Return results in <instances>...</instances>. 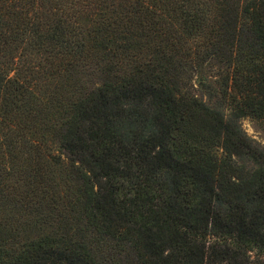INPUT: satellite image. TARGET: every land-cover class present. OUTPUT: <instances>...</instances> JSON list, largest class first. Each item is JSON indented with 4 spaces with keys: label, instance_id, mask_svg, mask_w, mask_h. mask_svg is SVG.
<instances>
[{
    "label": "trees",
    "instance_id": "obj_1",
    "mask_svg": "<svg viewBox=\"0 0 264 264\" xmlns=\"http://www.w3.org/2000/svg\"><path fill=\"white\" fill-rule=\"evenodd\" d=\"M264 0H0V264H264Z\"/></svg>",
    "mask_w": 264,
    "mask_h": 264
},
{
    "label": "rangeland",
    "instance_id": "obj_2",
    "mask_svg": "<svg viewBox=\"0 0 264 264\" xmlns=\"http://www.w3.org/2000/svg\"><path fill=\"white\" fill-rule=\"evenodd\" d=\"M241 125L243 131L252 141H254L257 145L264 147V134L255 129V126L250 119H242Z\"/></svg>",
    "mask_w": 264,
    "mask_h": 264
}]
</instances>
